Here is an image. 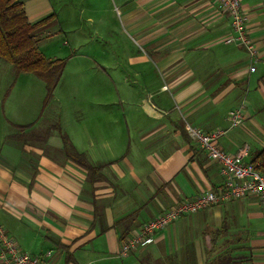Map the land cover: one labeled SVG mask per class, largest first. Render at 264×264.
<instances>
[{"label": "crops", "instance_id": "obj_1", "mask_svg": "<svg viewBox=\"0 0 264 264\" xmlns=\"http://www.w3.org/2000/svg\"><path fill=\"white\" fill-rule=\"evenodd\" d=\"M239 1L252 51L223 41L230 18L212 0L122 1L125 28L145 50L133 60L151 68L136 71L145 82L131 90L136 101L126 108L108 101L99 117L88 104L90 115L65 130L58 123L74 150L99 166L100 179L66 155L55 133L1 155L0 226L22 250L51 251L58 264H264L256 196L183 216L151 243L118 253L144 222L221 187L218 165L194 145L186 123L224 129L220 146L245 162L264 147V0ZM24 7L30 21L53 14L37 32L54 26L50 0ZM241 104L243 123L231 127L227 113Z\"/></svg>", "mask_w": 264, "mask_h": 264}, {"label": "rangeland", "instance_id": "obj_2", "mask_svg": "<svg viewBox=\"0 0 264 264\" xmlns=\"http://www.w3.org/2000/svg\"><path fill=\"white\" fill-rule=\"evenodd\" d=\"M122 1L50 0L55 24L39 33V47L48 57L66 62L46 105L44 82L30 72L16 74L0 59V160L2 153L25 145L10 137L20 132L19 124L26 123L27 134H43L56 123L65 130L71 119L90 115L89 107L96 108L99 112L91 115L99 117L108 101L119 108L136 101L131 90L140 91L145 83L136 71L151 68L133 60L139 48L122 20Z\"/></svg>", "mask_w": 264, "mask_h": 264}, {"label": "built area", "instance_id": "obj_3", "mask_svg": "<svg viewBox=\"0 0 264 264\" xmlns=\"http://www.w3.org/2000/svg\"><path fill=\"white\" fill-rule=\"evenodd\" d=\"M220 11L230 18L232 34L223 38L226 43H235L248 51H252L247 31L248 15L243 10L239 0H212ZM245 105L229 110L227 118L231 127L241 126L244 118ZM186 133L194 145L205 152L207 157L218 165L222 178L221 187L209 189L195 195L191 199H184L168 207L141 224L138 230L123 237L119 255L127 256L153 241V234L167 228L183 216L196 213L211 205L241 199L247 196L259 198L264 215V172L258 165L245 162L242 153H229L219 144V139L225 133L222 128L207 131L201 127L185 124ZM0 264H58L52 259L51 251L32 255L22 250L17 241L11 237L6 229L0 226Z\"/></svg>", "mask_w": 264, "mask_h": 264}, {"label": "trees", "instance_id": "obj_4", "mask_svg": "<svg viewBox=\"0 0 264 264\" xmlns=\"http://www.w3.org/2000/svg\"><path fill=\"white\" fill-rule=\"evenodd\" d=\"M53 14L30 21L22 0H0V59L12 65L16 74L30 72L40 78L45 85L46 96L44 104L52 97L65 67L66 59L50 58L39 47L40 36L37 29L47 24ZM20 132L11 134V138L24 144L45 143L52 131H56L62 139L66 155L90 174L91 180L100 179L99 166H92L83 154L74 150L71 142L58 123L48 126L43 134H27L26 126L19 125ZM252 163H259L258 169L264 172V147L254 152Z\"/></svg>", "mask_w": 264, "mask_h": 264}]
</instances>
